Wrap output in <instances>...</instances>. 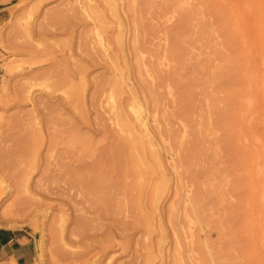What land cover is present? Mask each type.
Masks as SVG:
<instances>
[{
	"label": "rangeland",
	"instance_id": "1",
	"mask_svg": "<svg viewBox=\"0 0 264 264\" xmlns=\"http://www.w3.org/2000/svg\"><path fill=\"white\" fill-rule=\"evenodd\" d=\"M240 1L117 0L119 22L108 0H0L11 9L0 27V227L37 236L32 264H264V158L261 170L241 165L258 137L264 143V0ZM231 64L246 106L242 115L233 102V121L245 119L247 131L233 145L212 110ZM190 83L189 119L180 92ZM133 91L166 173L138 177L137 162L155 156L147 144L140 161L134 142L124 147L128 172H105L118 135L129 134L118 107L132 111ZM195 130L205 150L189 164ZM198 183L201 217L185 216Z\"/></svg>",
	"mask_w": 264,
	"mask_h": 264
},
{
	"label": "bare ground",
	"instance_id": "2",
	"mask_svg": "<svg viewBox=\"0 0 264 264\" xmlns=\"http://www.w3.org/2000/svg\"><path fill=\"white\" fill-rule=\"evenodd\" d=\"M175 1V0H174ZM238 1H240V0H238ZM108 2H111V6H112V9L111 10H113V12H114V14H115V16H116V18L119 20V22L121 21V15H119L120 13H119V11H118V4H117V0H108ZM150 2V1H149ZM236 2V1H235ZM240 2H243V1H240ZM247 1L245 0V3H246ZM237 3V2H236ZM250 3V2H249ZM238 4H240V3H238ZM252 4V3H251ZM242 6H243V4H242ZM241 6V4L239 5V7H241L242 9H244L243 7ZM82 7V6H81ZM246 9H247V6L245 7ZM94 9V8H93ZM192 9V8H191ZM101 11H102V9H101ZM131 11V10H130ZM163 11V10H162ZM213 11V10H212ZM246 11V10H245ZM249 12V11H248ZM247 12V13H248ZM252 12V11H251ZM106 11H102L100 14H103L104 16L103 17H106ZM190 13V12H189ZM192 14V13H191ZM215 14V12L214 13H212V15L213 16H216V15H214ZM78 15V14H77ZM245 15H248V14H246L245 13ZM102 16V15H101ZM165 16V15H164ZM185 16H186V14H185ZM243 16H244V14H243ZM97 17L98 18H100V16H98L97 15ZM110 17H113V16H110ZM188 17V16H187ZM102 18V17H101ZM244 18H245V16H244ZM189 18H187V20L185 21V23H184V26H188L189 25V20H188ZM108 22V21H107ZM121 22H123V21H121ZM214 22H215V20H214ZM218 22V21H217ZM104 23V22H103ZM121 25V24H120ZM256 26V25H255ZM184 27H182V29H183ZM189 28V27H188ZM258 28V27H257ZM186 29V28H185ZM148 30V29H147ZM254 30V29H253ZM255 30H256V27H255ZM154 31V30H153ZM262 31V30H261ZM119 32H122V31H119ZM256 32V31H255ZM257 34H258V32H257ZM260 34H261V32H260ZM263 34V33H262ZM155 35V34H154ZM223 35V34H222ZM223 36H225V35H223ZM250 36V35H249ZM114 37V36H113ZM172 37V36H171ZM178 37V36H177ZM226 37V36H225ZM224 37V38H225ZM179 38V37H178ZM262 38V37H261ZM174 39V38H173ZM188 40V39H187ZM120 41V40H119ZM262 41V40H261ZM124 43V42H123ZM232 43V42H231ZM177 51L175 52V58H176V60L180 63H182V62H184V60L185 59H187L188 57H185L184 55H182V52L183 53H185V52H189V47H188V45H187V43H186V41L183 39V40H178L177 41ZM175 46V45H174ZM256 46H258V45H256ZM113 47V46H112ZM124 46L122 45V48H123ZM262 49V48H261ZM106 51H105V53L108 55V57H111L110 56V53H109V51L107 50V49H105ZM124 50V49H123ZM171 50V49H170ZM244 50V49H243ZM264 51V50H263ZM262 51V52H263ZM112 52H113V50H112ZM115 52V51H114ZM123 53H124V51H123ZM114 54H116V53H114ZM186 55V54H185ZM125 56V55H124ZM141 59V58H140ZM257 59V58H256ZM258 59H259V57H258ZM262 59V58H261ZM161 60V59H160ZM223 60V59H222ZM111 61H113V59H111ZM141 61H142V59H141ZM166 61V60H165ZM171 61V60H170ZM177 61H175V62H177ZM151 62V61H150ZM160 62V61H159ZM114 63V62H113ZM154 64V63H153ZM233 64V63H232ZM229 65L228 66V68H229V70L226 72H223V74L221 73V75L220 74H218L219 76H221V78H223V80H221L220 81V83H222V82H224V84H225V87L227 88V94L219 101V102H215V104H214V106H213V108H212V110L214 109V111H215V113H216V117L213 115V117H215V120H216V118H217V116H218V121H219V127H221V128H223L224 130H226L227 131V137L226 138H223V139H226L227 140V142L229 143V144H231V145H233V141L234 140H242L243 138H247L246 136H247V131L245 132V119H244V121H242V120H240L241 122H239V123H235L234 121H233V102L235 103V101H238L237 102V104H239V111H240V113L243 115V113L246 111V106H245V102L244 101H242V98L244 97L243 95H245V93L244 92H242L241 93V91H240V95L239 94H237L236 93V91L235 90H233V77H235L234 76V74H233V65ZM142 65V64H141ZM183 65V64H182ZM155 66V65H154ZM259 66V65H258ZM156 67V66H155ZM172 67V66H171ZM256 67V66H255ZM188 68V67H187ZM139 70H140V72H141V69L139 68ZM148 70V69H147ZM218 71V70H217ZM221 71H224V70H221ZM146 72V71H145ZM158 72V71H157ZM218 73V72H217ZM262 73V72H261ZM145 74V73H144ZM147 74V73H146ZM152 74V73H151ZM262 74H264V73H262ZM167 76V75H166ZM213 76H214V74H213ZM217 76V75H216ZM153 77V76H152ZM254 77H255V75H254ZM264 77V76H263ZM148 78V77H147ZM172 78H173V82H175V84H172V85H175V86H177V87H179V88H181V86H180V79H181V75H180V73L179 72H177V73H174V75L172 76ZM215 78V77H214ZM220 78V79H221ZM240 78V77H239ZM257 78V77H256ZM243 79V78H242ZM253 77H247V83H248V87H250L251 85H252V82H253ZM258 79V78H257ZM260 79V78H259ZM258 79V80H259ZM258 80H257V83H256V86L259 84V83H261V82H258ZM192 81V80H191ZM236 81V80H235ZM242 81V80H241ZM260 81V80H259ZM208 82V81H207ZM237 82H238V80H237ZM264 82V81H263ZM261 83L259 86H258V88H260V86H262V84H263V90H264V83ZM196 83V82H195ZM239 83V82H238ZM150 84V83H149ZM122 85H124V84H122ZM182 85V84H181ZM186 85V84H185ZM151 86V85H150ZM162 86V85H161ZM194 86H195V84H187L186 86H185V89H184V91H183V93H182V91L180 92L181 94H182V99H181V97H180V99H181V103L183 104V106H185L184 108H183V110L181 111V115H183L184 117L186 116V117H188L189 119H190V114H191V111H192V109H193V107L195 106L194 104H193V95H194ZM239 86V85H238ZM4 87V86H3ZM224 87V88H225ZM242 87V86H241ZM240 87V88H241ZM222 88H223V86H222ZM243 88V87H242ZM241 88V89H242ZM257 88V89H258ZM169 89H171V85L169 86ZM182 90V89H181ZM218 90V89H217ZM220 90V89H219ZM170 91V90H169ZM124 92V91H123ZM131 92V91H130ZM154 92V91H153ZM200 92V91H199ZM171 93V92H170ZM156 94V93H155ZM197 94V93H196ZM243 94V95H242ZM243 96V97H242ZM264 96V95H263ZM211 97V96H210ZM219 97H220V95H219ZM261 97V96H260ZM132 107H133V109H132V111L130 112V111H128V107H127V105L124 103V102H122L120 105H119V107H118V113H119V116H120V118H121V120L123 121V126H124V129H125V131H126V133H128L129 132V134H122V135H118L119 137H117L118 138V140H119V143H117L118 145H113L114 147H113V149L111 150V156H110V160L111 161H109V162H107V163H109L108 165H105V167H104V169H105V172H110V173H119V174H117V176L116 175H112V176H116V177H118V175L121 177V175L120 174H122L123 172L124 173H127L128 172V169H125V165H124V147H125V143L126 142H128L130 145L132 144L131 142H134L135 144L133 145V148L135 149V150H137V149H139L140 150V152H139V154H138V157H139V160L140 161H144V160H146L148 157H147V154L145 153V150H146V148L148 147V145L147 144H150V152H152L153 153V155L155 156L154 157V160H155V163L156 164H153L152 163V161H154L152 158V161H145L144 163L143 162H137V166L135 167V173H136V175L138 176V177H144L146 174L145 173H154L153 171L155 170L156 171V168L158 167V169H160V171L161 172H163V173H166V165H165V162H164V160H163V158H162V156H161V153H159L158 151H157V144H154L152 141H154L153 140V137H152V134H151V127H150V125H149V119H148V117H147V115H145L144 114V110H143V108H142V106H141V103H139L138 102V100H137V93H136V91H133V93H132ZM251 99V98H250ZM249 99V100H250ZM254 102H255V100L254 99H252ZM259 100H260V98H259ZM213 101V100H212ZM253 101H251L250 100V103L249 104H251V103H253ZM256 102H257V100H256ZM212 103V102H211ZM263 103V102H262ZM213 104V103H212ZM261 105V104H260ZM249 106H251V105H249ZM248 106V107H249ZM258 106V105H257ZM130 108H131V106H130ZM251 108V107H250ZM261 108V107H260ZM257 109H258V107H257ZM211 110V111H212ZM248 110H249V108H248ZM253 112V111H252ZM262 112V111H261ZM193 114V113H192ZM263 114V113H262ZM245 115V114H244ZM198 117V116H197ZM198 119V118H197ZM209 120V119H208ZM216 120V121H217ZM187 121H188V119H187ZM214 121V120H213ZM215 121V122H216ZM197 122V121H196ZM209 122H210V120H209ZM194 124V123H193ZM211 124H212V122H211ZM217 124V123H216ZM256 125V124H255ZM122 126V125H121ZM195 126V125H194ZM75 127V126H74ZM123 129V130H124ZM257 129V128H256ZM249 130H250V128H249ZM192 131V130H191ZM200 131V130H199ZM186 132V131H185ZM184 132V133H185ZM195 132H196V130H195ZM202 134H203V132H202ZM222 134V133H221ZM257 134V133H256ZM255 134V135H256ZM187 135V134H186ZM205 135V134H204ZM259 135V133L257 134V136ZM185 137V136H184ZM261 137V136H260ZM259 138V137H258ZM258 138H257V141H255V144H253V145H251V146H249L247 149V152H248V157L246 158V159H244V160H242L241 161V165L243 166V168H245V169H256V170H261L262 169V167H263V163L259 160L260 158H264V143L263 142H261L262 141V139H260L259 138V140H261L260 142H258ZM193 139H195V144H193L194 146H193V148H192V150H191V152H189V157H188V162H189V164H195L197 161H198V157H199V155H201L203 152H204V150H205V147H204V143H203V136H202V138L200 137V135H199V133H195L194 134V138ZM222 139V138H221ZM226 141L224 142V145H225V143H227ZM221 143V142H220ZM221 145H223V143L221 144ZM159 147V146H158ZM231 147V146H230ZM134 149H132V150H134ZM161 149V148H160ZM159 149V150H160ZM229 149V148H228ZM138 150V151H139ZM148 150V151H149ZM152 150V151H151ZM231 150H233L232 148H231ZM147 152V151H146ZM233 152V151H232ZM136 153H138V152H136ZM135 153V154H136ZM142 153V154H141ZM149 153V152H148ZM211 154V153H210ZM134 156V155H133ZM234 156V155H233ZM147 157V158H146ZM165 157V156H164ZM134 158H135V156H134ZM135 160H136V158H135ZM70 162V161H69ZM66 163V162H65ZM89 169V168H88ZM132 169V168H131ZM65 170V169H64ZM66 171V170H65ZM100 171V170H99ZM133 171V170H132ZM220 171V170H219ZM263 171V170H262ZM75 172V171H74ZM89 173V172H88ZM248 173V172H247ZM257 173L258 174H260V173H262V172H258L257 171ZM86 174H87V172H86ZM135 175V176H136ZM149 175V174H148ZM219 175V174H218ZM231 175V174H230ZM111 176V178H109L110 180H115V179H113V177ZM259 176V175H258ZM116 177H114V178H116ZM120 177H118V178H120ZM199 177V176H198ZM145 178V177H144ZM258 179H259V177H258ZM90 180V179H89ZM93 180V179H92ZM110 180H109V182H110ZM86 181V180H85ZM85 181H83V182H85ZM94 181V180H93ZM88 181V185H93V186H96V187H98L100 184H103L104 183V180H103V182H102V180H98V181ZM108 181V180H107ZM93 182V183H92ZM121 183H123L122 181H121ZM260 183V182H259ZM85 184H86V182H85ZM114 184H117V183H114ZM206 184V183H205ZM204 184V185H205ZM87 185V184H86ZM88 185H87V187L86 188H89L88 187ZM98 185V186H97ZM118 185V184H117ZM204 185L202 186L201 184H197V186H196V190H195V196H194V198L192 199V201H191V208L192 209H190V208H188V205H185L184 207V215L185 216H188V217H190V211L191 210H194L195 212H196V214H197V216H199V218L201 217L200 216V209L202 208V205L204 206V204H203V202H204V199H205V197H206V194H205V191H204ZM210 185H211V183H210ZM85 186V185H84ZM93 186H90V187H93ZM96 187H94V188H96ZM99 188V187H98ZM112 188V187H111ZM206 188H207V186H206ZM106 192V191H105ZM178 193V192H177ZM130 195V194H129ZM108 197V196H107ZM106 197V198H107ZM105 198V197H104ZM214 201V200H213ZM14 203V202H13ZM17 203V202H16ZM107 204H108V202H107ZM174 204V203H173ZM13 205V204H12ZM16 205V204H15ZM14 205V206H15ZM18 205H16V208H18L17 207ZM108 206V205H107ZM12 208H13V206H12ZM15 208V209H16ZM11 209V208H10ZM19 209V208H18ZM14 211V210H13ZM15 212V211H14ZM11 213V212H10ZM9 213V214H10ZM12 214V213H11ZM15 214V213H14ZM215 215V214H214ZM229 215V214H228ZM227 217V216H226ZM225 217V219H227ZM198 218V219H199ZM233 219V218H232ZM216 220V219H215ZM79 221V220H78ZM82 221V220H81ZM230 221V220H229ZM228 221V222H229ZM80 222V221H79ZM225 222H226V220H225ZM83 223V222H82ZM228 227V226H227ZM192 231V230H191ZM177 248H176V253L177 254H179V249L181 248V246H180V240L178 239L177 240ZM40 245H41V250L44 248V245H45V243H44V239H42L41 241H40ZM219 247V246H218ZM221 248V247H220ZM180 253H181V251H180ZM176 254V255H177ZM43 255V253H40V256H42ZM180 261V260H179ZM6 262V261H5ZM14 264H16V263H14Z\"/></svg>",
	"mask_w": 264,
	"mask_h": 264
},
{
	"label": "crops",
	"instance_id": "3",
	"mask_svg": "<svg viewBox=\"0 0 264 264\" xmlns=\"http://www.w3.org/2000/svg\"><path fill=\"white\" fill-rule=\"evenodd\" d=\"M10 15V6L0 3V27ZM37 251V236L31 231L19 227H0V259L5 264H32Z\"/></svg>",
	"mask_w": 264,
	"mask_h": 264
}]
</instances>
